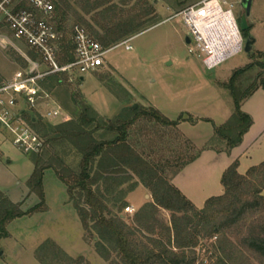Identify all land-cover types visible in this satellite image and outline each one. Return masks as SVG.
I'll return each instance as SVG.
<instances>
[{
  "label": "rangeland",
  "instance_id": "374dc122",
  "mask_svg": "<svg viewBox=\"0 0 264 264\" xmlns=\"http://www.w3.org/2000/svg\"><path fill=\"white\" fill-rule=\"evenodd\" d=\"M200 1H113L115 14H108L110 18L137 15L148 6L147 9L153 10V15L148 17V26L151 27L147 26L146 30L131 38L128 43L130 51H125L122 46L109 51L105 56V66L99 71L83 75L74 73L71 81L58 76L60 84L48 91L44 90L60 107L58 118L48 120L47 110L41 104L32 110H28L24 104L19 108L27 114H36L37 118L51 125L71 120L73 114L81 113L83 108H89L105 120L123 115L124 109L128 107L158 111L161 116L176 123V129H162L153 122L140 119L129 130V143L139 153L150 155L154 162H168L169 167L165 170L168 180L176 171L172 167L177 166V161L180 163L177 160L179 156L184 159L194 157L195 162L199 160L188 173H183L189 177L187 186L191 189L193 187L194 194L198 196L199 200L194 199L195 202L203 208L206 200L223 194L220 179L231 165L236 163L237 172L244 174L246 164L257 166L264 162L263 88H258L253 94L257 91L260 93L252 94L253 98L250 96L241 103L240 110L250 119V127L238 145L228 148L226 141L214 133V129L223 126L234 112V100L229 87L234 72L253 65L233 81L234 89L240 94L248 89L259 74L264 78V72L256 65L262 62L258 53H264V0H252L249 17H246L240 5L241 0H225L233 7V16L241 35L244 37L246 34L255 43L249 53L242 50L210 71L204 68L200 57L188 54L186 32L180 19L174 17ZM95 15H90L88 21H93ZM76 23L68 21L63 26L61 43H66V47L71 28ZM80 26L86 28L83 24ZM27 50L23 43H18L7 28L0 24V84L11 81L16 75L35 76L45 71L36 55L34 59L28 58ZM24 123L29 131L39 137L28 122L24 120ZM13 139L9 131L0 127V194L9 202L19 204L21 210L26 212L39 204V199L30 193L27 186L33 172V163L30 154H24L13 146ZM252 139L255 140L250 145L253 149H248ZM42 151L48 154L45 160L59 156L64 166L74 173L78 172L81 157L69 145H47L35 154ZM245 151L247 158H241V153ZM225 163L228 165L219 175ZM204 167L207 174L205 181L196 177ZM132 180L133 183L137 181L136 178ZM129 184L122 187L123 192L129 190ZM42 187L46 211L16 219L7 225L8 236L0 239V264H40L35 259V253L46 242H53L72 259L81 257L84 264H108L95 252L92 236L82 230L65 186L52 170L44 172ZM143 195L151 197L146 190ZM140 198L142 205L151 201L150 198L143 200V196ZM202 199L205 202L200 203ZM132 206L135 211L141 208L140 204ZM133 216L124 215L126 223L132 225ZM161 218L168 222L169 214L162 212ZM217 238L218 235L211 241L199 242L194 250L198 262L201 261L199 263H215L218 254L213 251L212 245L217 243ZM230 240L234 242L233 238ZM207 249L210 253L205 255ZM244 256L245 264H264L246 252ZM115 258L112 255V259Z\"/></svg>",
  "mask_w": 264,
  "mask_h": 264
},
{
  "label": "trees",
  "instance_id": "16d2710c",
  "mask_svg": "<svg viewBox=\"0 0 264 264\" xmlns=\"http://www.w3.org/2000/svg\"><path fill=\"white\" fill-rule=\"evenodd\" d=\"M52 2L57 19V2ZM147 7L137 15L110 18L108 14H115L116 7L107 6V1H96L93 10L99 8V11L93 22L100 33L93 29L95 39L102 47L111 48L146 30L148 17L153 15V10ZM242 38L252 41L246 34ZM70 50L68 43L62 63L70 59ZM27 56L35 58L30 50H27ZM258 56L262 62L256 65L264 72V53H258ZM252 66L234 72L229 84L234 112L223 126L214 129L228 148L238 145L250 127V119L240 110L241 103L258 88L264 89V78L260 74L244 93L234 89L235 78ZM61 78L66 80L65 76ZM59 79L50 76L38 85L48 91L60 84ZM124 112L113 120H105L89 108H83L81 113H74L70 121L58 125L43 122L36 114L22 113L23 120L42 140V148L67 144L80 155L81 161L78 172L74 173L64 166L59 156L45 160L46 152L30 154L33 172L27 186L39 199V204L23 212L19 204L9 202L0 194V239L8 236L6 227L12 221L46 211L42 182L44 172L52 170L65 186L82 230L92 236L95 252L108 264H198L201 261L198 262L194 250L199 242L211 241L217 235V243L212 245L218 254L214 264H245V252L264 263V162L251 167L244 175L238 174L236 163L231 165L220 179L223 194L209 198L203 208L197 209L166 178L168 162H154L150 155L139 153L129 143V130L140 119L153 122L162 129H173L177 124L154 109L128 107ZM193 159L179 156L180 163L177 161V166L172 167L176 169L173 175ZM117 175L136 178L151 196L152 202L134 214L132 225L126 223L121 213L125 207L123 191L113 195L115 191L108 188V185L120 187L127 180L112 179ZM100 180L110 182L102 191L93 189ZM106 195L111 197L107 199ZM161 211L169 214L168 222L161 218ZM208 252L207 249L204 254ZM112 255L116 258L112 259ZM35 259L40 264H84L81 257L70 258L53 242L41 245Z\"/></svg>",
  "mask_w": 264,
  "mask_h": 264
},
{
  "label": "built area",
  "instance_id": "2783aa9c",
  "mask_svg": "<svg viewBox=\"0 0 264 264\" xmlns=\"http://www.w3.org/2000/svg\"><path fill=\"white\" fill-rule=\"evenodd\" d=\"M174 17L180 19L189 39L188 54L200 57L208 71L243 50L244 40L235 22L233 7L225 0H202ZM0 24L7 28L12 38L32 51L45 68L41 74L16 75L0 85V127L13 135L12 144L22 153H36L42 148V140L25 127L19 106L24 104L32 110L41 104L47 110L48 120L61 114L60 107L37 82L49 76H65L71 81L74 73L97 72L103 68L105 56L112 49L122 46L130 51L131 39L104 48L82 27L74 25L69 40L70 59L62 63L65 55L61 49L63 35L51 0H0ZM135 213L133 206L123 209V214L129 217Z\"/></svg>",
  "mask_w": 264,
  "mask_h": 264
},
{
  "label": "crops",
  "instance_id": "0c3cea01",
  "mask_svg": "<svg viewBox=\"0 0 264 264\" xmlns=\"http://www.w3.org/2000/svg\"><path fill=\"white\" fill-rule=\"evenodd\" d=\"M51 1H54V2H57V6H58V10H57V13H56V15H57V19H56V21H57V23H58V21H59V31L62 33V35H63V32H64V30H63V26H64V24L65 23H67L68 21H74V22H77L75 25H78V26H80V24H83L86 28H83L82 26H80V27H82L86 32H87V34L90 36V37H92L93 39H95V34L93 33V29L95 30V31H97V32H99L100 33V31H99V28L94 24V22L92 21V20H90V21H88L89 19V16L91 15H93V14H96L98 11H99V8H98V10H96V11H94L93 9H94V5H95V2L96 1H99V2H101V1H103V3H105L106 1H107V6H110V5H112L113 4V1H122V0H51ZM111 1V3H109V2ZM53 3V2H52ZM59 16V17H58ZM59 18H60V20H61V22H60V20H59ZM132 38V37H131ZM131 38H128V39H131ZM128 39H126V40H128ZM96 40V39H95ZM253 40V39H252ZM97 41V40H96ZM125 41V40H124ZM18 43H21V42H19V41H17ZM98 42V41H97ZM123 42V41H122ZM121 42H119L118 44H120ZM254 43H255V41H253V45H254ZM118 44H115V45H118ZM252 45V46H253ZM252 46H251V49H252ZM66 47V43H61V49L65 52V49L67 48H65ZM104 66H105V64H104ZM103 66V67H104ZM50 77V76H49ZM49 77H46V79L47 78H49ZM80 81H82V79H80ZM1 85V84H0ZM258 93H260V92H258L257 91V93H255V94H253V96L254 95H256V94H258ZM253 96H251V98H253ZM250 99V98H249ZM70 121V120H69ZM65 122H68V120L67 121H63V122H60V124L61 123H65ZM176 129V128H175ZM255 143V140L254 139H252L251 141H250V144H249V148L248 149H253V148H251V146L250 145H253V144ZM246 152L247 151H245V152H242L241 153V158L242 157H245V158H247V154H246ZM240 158V159H241ZM199 161V160H198ZM198 161H192V162H187L186 164H185V166H187V167H183L184 169L181 171V170H179L175 175H172L171 176V178H170V184L172 185V186H174L189 202H191L194 206H195V208H197V209H201L200 208V206H199V204H197L198 202H195V200L194 199H196V200H199L198 199V196H196L195 194H194V191L192 190V189H194L193 187H192V189L191 188H189L188 186H187V182L189 181V177H187V175H184V173L183 172H185V174L186 173H188L189 171H190V169L195 165V164H197V162ZM252 160H249V162H251ZM240 162H241V160H240ZM247 162V161H246ZM227 163H225L224 164V166L219 170L220 172H219V175H220V173L222 172V171H224L225 169H226V167H227ZM255 165H253V166H251V164H246V166H245V168H247V170H246V172L251 168V167H254ZM240 169V168H239ZM186 170V171H185ZM181 171V172H180ZM245 172V173H246ZM244 173V174H245ZM239 174V173H238ZM244 174H241L240 173V175H244ZM206 176H207V174H206V168L204 167L203 169H202V171L201 172H199L198 174H197V178H199V179H202L203 181H205L206 180ZM126 176H124V175H117V176H113V178L112 179H123V180H125V179H127L125 182H124V184L123 185H121L120 187H113V186H110V185H108V188H111L112 189V191L114 190L115 191V193H113V195L114 194H117V192L118 191H122L123 189H122V187L126 184V183H130L129 185H130V187H129V189L131 188V186H132V190H128L127 192H123L124 193V197H123V203H125V207L126 206H128V205H130V206H132L133 204H137V206H139V204H140V206L143 204V203H141V196H143V200H146V199H151V197H147V195H143L144 194V192H145V188L139 183V182H137V181H135L134 183H133V180H132V178H129V176L127 177V178H125ZM187 177V178H186ZM186 178V179H185ZM183 179H185V180H183ZM109 182H110V180L108 181V182H104V181H102V180H100V181H98L97 182V184L93 187V189H99L100 191H102L103 189H105L107 186H105V185H107V184H109ZM189 183V182H188ZM65 190H66V188H65ZM147 191V190H146ZM66 192V191H65ZM139 198H138V197ZM106 197H107V199L109 198V197H111V196H108V195H106ZM152 201H148V202H145L144 203V205H142L141 206V208H143L145 205H148V204H150ZM200 203H202V202H205L204 201V199H202L201 201H199ZM69 205V204H68ZM111 205L110 204H108V207H110ZM199 207V208H198ZM140 208V209H141ZM139 209V210H140ZM138 210V211H139ZM137 210H136V213L138 212ZM165 213L166 214V212H164V211H161V213Z\"/></svg>",
  "mask_w": 264,
  "mask_h": 264
},
{
  "label": "water",
  "instance_id": "95a60500",
  "mask_svg": "<svg viewBox=\"0 0 264 264\" xmlns=\"http://www.w3.org/2000/svg\"><path fill=\"white\" fill-rule=\"evenodd\" d=\"M240 5L244 9L246 17H249L250 10H251V5H252V0H241L240 1ZM185 42H186V44H188L189 43V39L186 38ZM252 45H253V40L250 41L249 39H246L244 41L243 51L245 53H249L251 51V46ZM133 109H136V106H134ZM262 195H263V193H262Z\"/></svg>",
  "mask_w": 264,
  "mask_h": 264
}]
</instances>
